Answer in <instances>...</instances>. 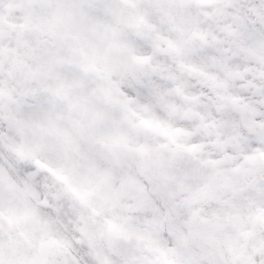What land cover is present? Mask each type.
<instances>
[{"label":"snow or ice","instance_id":"6c2138e0","mask_svg":"<svg viewBox=\"0 0 264 264\" xmlns=\"http://www.w3.org/2000/svg\"><path fill=\"white\" fill-rule=\"evenodd\" d=\"M0 264H264V0H0Z\"/></svg>","mask_w":264,"mask_h":264}]
</instances>
